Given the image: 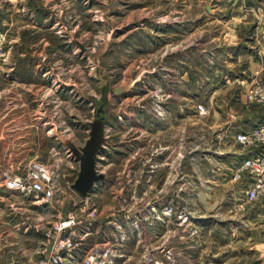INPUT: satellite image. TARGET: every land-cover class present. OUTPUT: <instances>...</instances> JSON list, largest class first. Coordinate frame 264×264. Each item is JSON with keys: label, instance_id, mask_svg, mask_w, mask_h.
<instances>
[{"label": "rangeland", "instance_id": "rangeland-1", "mask_svg": "<svg viewBox=\"0 0 264 264\" xmlns=\"http://www.w3.org/2000/svg\"><path fill=\"white\" fill-rule=\"evenodd\" d=\"M258 129L264 0H0V264H40L67 221L84 249L118 241L116 264L163 247L177 264H264V198L241 169L258 146L238 141ZM33 162L54 175L49 201L6 187ZM113 207L122 230L99 228Z\"/></svg>", "mask_w": 264, "mask_h": 264}, {"label": "built area", "instance_id": "built-area-1", "mask_svg": "<svg viewBox=\"0 0 264 264\" xmlns=\"http://www.w3.org/2000/svg\"><path fill=\"white\" fill-rule=\"evenodd\" d=\"M200 115L207 114L203 105L197 107ZM238 141L247 147L258 146L257 152L246 159L242 164V171L249 177L246 197L255 201L264 198V130H256L252 133L239 135ZM54 175L50 169L39 163L33 162L29 167L26 178L14 177L6 181L9 190L22 193H40L47 201L53 199L55 194ZM95 214V212L93 213ZM173 207L169 205L162 210L163 217H171ZM182 223H186L189 217L184 211L178 217ZM118 221H113V226L117 230H122ZM77 224L72 221L62 222L47 234L50 243V252L40 264H116L121 258L119 243L106 242L99 248H91L87 253L81 254L83 238H77L74 227ZM124 237V236H123ZM121 237V241L124 238ZM159 252L152 254L147 259L146 264H177L174 253L163 247L158 248Z\"/></svg>", "mask_w": 264, "mask_h": 264}, {"label": "crops", "instance_id": "crops-1", "mask_svg": "<svg viewBox=\"0 0 264 264\" xmlns=\"http://www.w3.org/2000/svg\"><path fill=\"white\" fill-rule=\"evenodd\" d=\"M152 189H153V187H152ZM109 210V213L108 214H110V215H108L107 216V218H106V220H103V222H101L100 223V225H99V228H104L105 226H109V225H112L113 224V221H118L119 219H121V211L119 210H116V208L115 207H113V208H111V209H108ZM111 210V211H110ZM117 213H119V215L117 216ZM130 213H132L131 211H129L127 214H130ZM108 220V221H107ZM105 225V226H104ZM98 228V233H102L101 231V229H99ZM106 228V227H105ZM106 229H104V231H105ZM103 231V232H104ZM107 231V230H106ZM105 233V232H104ZM104 233H102V234H104ZM89 235H87V237H88ZM87 237H85V239H84V241H83V244H82V247H81V250H80V253L81 254H85V253H87L91 248H99V247H101L102 245H103V242L101 241V242H99V243H95L92 247H87L86 249H84V247L86 246V241H87ZM146 241H148V239H153L152 237V233L151 232H149L148 233V231H147V233H146Z\"/></svg>", "mask_w": 264, "mask_h": 264}, {"label": "water", "instance_id": "water-1", "mask_svg": "<svg viewBox=\"0 0 264 264\" xmlns=\"http://www.w3.org/2000/svg\"><path fill=\"white\" fill-rule=\"evenodd\" d=\"M100 178L94 177L89 179H83L76 183L75 188L83 195L88 194L91 191L93 183Z\"/></svg>", "mask_w": 264, "mask_h": 264}]
</instances>
